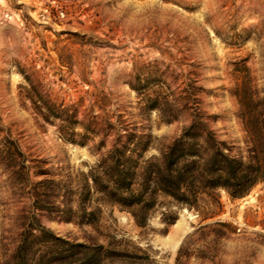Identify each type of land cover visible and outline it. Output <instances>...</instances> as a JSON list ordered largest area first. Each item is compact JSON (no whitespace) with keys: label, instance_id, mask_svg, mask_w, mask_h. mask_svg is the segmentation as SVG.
I'll use <instances>...</instances> for the list:
<instances>
[{"label":"rangeland","instance_id":"374dc122","mask_svg":"<svg viewBox=\"0 0 264 264\" xmlns=\"http://www.w3.org/2000/svg\"><path fill=\"white\" fill-rule=\"evenodd\" d=\"M31 86L65 120L47 122ZM195 117L264 162V0H0V255L27 223L115 251L104 264H264V182L240 198L221 190L207 220L161 197L146 227L93 193L88 211L102 212L80 224L34 209L2 160L5 145L24 154L25 192L44 178L75 188L120 136L151 135L146 157L160 156Z\"/></svg>","mask_w":264,"mask_h":264},{"label":"trees","instance_id":"16d2710c","mask_svg":"<svg viewBox=\"0 0 264 264\" xmlns=\"http://www.w3.org/2000/svg\"><path fill=\"white\" fill-rule=\"evenodd\" d=\"M28 92L34 108L47 122L65 120L66 109L44 99L33 86ZM160 104L153 100L148 107L156 108ZM163 118L171 122L179 115L168 113ZM127 137L128 140L122 142L120 136L97 164L82 174L75 188L72 179L44 178L32 183L25 192L29 187L30 166L25 164L24 154L14 150L12 145H5L2 160L13 169V182L33 200L34 209H54L59 220H77L80 224L92 223L97 213L102 212L100 207L88 211L93 193L97 194L99 203L119 207L131 214L138 226L146 227L161 197L195 210L207 220L221 211V190L232 198H240L264 182L263 161L255 156L256 161L246 163L241 156L233 155L232 147L216 140L198 117L161 151L160 156L146 157L152 147L151 135L129 133ZM258 151V147L253 150ZM38 167L37 176L50 173ZM75 197L77 210L71 205ZM54 201L60 204L56 206ZM21 228L18 244L0 255V264H104L105 260L118 256L115 251L105 250L103 245L92 249L84 243H72L33 224L22 223Z\"/></svg>","mask_w":264,"mask_h":264}]
</instances>
